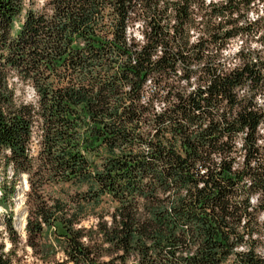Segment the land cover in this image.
<instances>
[{"label":"trees","instance_id":"obj_1","mask_svg":"<svg viewBox=\"0 0 264 264\" xmlns=\"http://www.w3.org/2000/svg\"><path fill=\"white\" fill-rule=\"evenodd\" d=\"M35 3L0 0V155L26 175V245L63 264H264V0ZM11 218L0 264L18 261Z\"/></svg>","mask_w":264,"mask_h":264},{"label":"rangeland","instance_id":"obj_2","mask_svg":"<svg viewBox=\"0 0 264 264\" xmlns=\"http://www.w3.org/2000/svg\"><path fill=\"white\" fill-rule=\"evenodd\" d=\"M41 7V0H36V3L34 5V9H40ZM251 17H255L254 14ZM133 36L139 39V34L137 33V30L135 27L129 30ZM240 46L239 40H233L229 43L228 48L226 50V54H233L238 47ZM255 46V44L253 45ZM18 89L23 90L22 93L19 94V99L26 102H32L33 101V92L31 91V88L28 86H17ZM38 131L37 129L34 130L32 142L30 145V156L34 157L37 154L38 151ZM15 184L14 191L12 192V196L10 198H6V200L2 199V189L8 188L10 185ZM75 189L69 187L68 185H61V184H47L42 191L43 197L45 199L49 197H58L62 196L64 193H72ZM28 192V184L25 174H21L18 177L14 178L12 177V170L11 168H6L4 170L3 168V157L0 155V230L1 226H4L5 219L7 218L8 214H12L11 218V226H13L14 230L16 229L15 226H17L16 218L20 216L21 213L23 222L26 223V215H27V209H26V194ZM108 207V204L104 205V208ZM16 213H18V216L16 217ZM260 220L264 222V218L261 217ZM95 224V220L92 217L87 218L85 221L81 223L83 227L89 228ZM25 225V224H24ZM25 228V227H24ZM23 228V229H24ZM15 232L20 238V244L16 250L18 261L17 264H63L61 263L63 261V256L60 253L56 254V260L48 259L46 261H42L38 258V255H35L34 252L26 245V233L24 230L22 232H18L16 229ZM46 244L48 241L45 238L44 241ZM7 248H9V245L7 243ZM262 254L264 255V251H262ZM57 261L58 263H55ZM228 264H232L229 262Z\"/></svg>","mask_w":264,"mask_h":264},{"label":"bare ground","instance_id":"obj_3","mask_svg":"<svg viewBox=\"0 0 264 264\" xmlns=\"http://www.w3.org/2000/svg\"><path fill=\"white\" fill-rule=\"evenodd\" d=\"M22 215H23V213H21L20 216L18 218H16L17 226H15V228L18 230V232H22V230L24 228V222L22 219ZM17 216H18V213H16V217Z\"/></svg>","mask_w":264,"mask_h":264}]
</instances>
